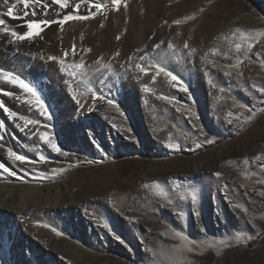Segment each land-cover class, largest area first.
I'll list each match as a JSON object with an SVG mask.
<instances>
[{
  "label": "rangeland",
  "instance_id": "rangeland-1",
  "mask_svg": "<svg viewBox=\"0 0 264 264\" xmlns=\"http://www.w3.org/2000/svg\"><path fill=\"white\" fill-rule=\"evenodd\" d=\"M99 1L106 7L92 12L91 16L97 21L80 50L67 57L49 55L64 58L66 71L57 62L52 63L47 53L34 57V62L45 64L42 69L48 68L47 64L55 70L58 68L57 88L50 78L40 77V81L32 80L31 85L48 106L52 115L50 122L58 119L61 111L58 94L62 90L74 103L71 114L74 113L77 121L71 122L75 126L87 132L100 118L105 119L113 127L112 135L121 136L122 148L115 151L108 145H100L94 150L70 145L56 123L50 139L67 155L43 143L49 151L44 161L25 155V163L14 159L9 162V168L19 172L25 183H43L44 186L61 183L59 197H55L53 188L49 203L38 201L31 209L36 212H43L45 208L81 210L88 224L99 232V245L89 249L95 252L97 249L101 257L99 264H155L159 252L166 254L168 262L165 264H264V36H256L264 32V0H121L119 10L111 0H67L69 7L65 9L50 0H42L40 5L31 7L39 17L35 22L39 23L43 21L40 17L61 15L75 8L76 3L80 4L78 10H85L86 5ZM19 4L25 16L28 15L22 0ZM44 4L49 6L43 8ZM142 7L146 11L136 12ZM132 15L133 22H129ZM236 28H240L245 37L233 36ZM249 34L256 36L258 43L252 41L254 47L245 55ZM118 35L121 38L117 39ZM111 39L121 42L105 56L102 49L113 43ZM127 41L131 43L130 55L142 50L150 53L154 62L161 61L178 74L188 92L163 74L153 82L151 69L147 75L136 72L134 65L139 63L138 58L132 60L133 63L130 61V65L125 64L127 67L120 61L131 72V77H121L118 73L121 68L113 59L118 57L120 45ZM161 41L164 44L156 48ZM237 43L241 45L240 52L236 51ZM81 61L84 62L82 71L97 74L94 86L84 92L74 88V81L67 79L66 74ZM228 71L232 72L231 76L225 74ZM0 81V101L4 106L18 116L39 117L36 119L42 122L39 125H44L46 116L42 117L38 108L29 104L35 98L17 85ZM65 81H71V87ZM145 87L149 91H144ZM8 90L13 95L7 101ZM55 90L57 92L53 93ZM129 90L143 110L132 111L129 106L119 104L120 97L131 95L127 94ZM99 93L113 99L115 105H108L106 99L93 101L94 94ZM161 96H168L171 103L160 99ZM76 100L80 101L79 105ZM0 119H4L5 126L14 123L3 108H0ZM201 130L207 135H202ZM4 145L0 142V147ZM54 168L66 171L52 172ZM216 172L222 173L219 179ZM173 179L189 184L187 189L178 190L175 201L160 202L154 209L146 208L144 217L129 223L124 221L131 196L143 184L169 183ZM206 185H209L206 191L200 188ZM193 191L198 194L200 204L207 205L205 211L192 205ZM181 193L189 198L187 205L184 204L186 207L181 203ZM3 208L7 211L0 216L2 247L12 241L14 224L9 206ZM100 209L107 211L121 226L131 228L138 243L127 242L121 234L116 236L117 240H106L103 233L107 227L97 214ZM32 224L24 225L20 236L32 235ZM38 241L58 257L65 247L52 238ZM193 241L196 242L194 251L189 252ZM4 250L6 256V246ZM179 254L183 258H179ZM30 261L27 264H33ZM12 263L17 264L14 258L7 264Z\"/></svg>",
  "mask_w": 264,
  "mask_h": 264
},
{
  "label": "bare ground",
  "instance_id": "bare-ground-1",
  "mask_svg": "<svg viewBox=\"0 0 264 264\" xmlns=\"http://www.w3.org/2000/svg\"><path fill=\"white\" fill-rule=\"evenodd\" d=\"M100 2L101 1H99V3ZM13 5L15 6L14 14H16L18 18L13 19L12 17L3 16V14L6 13V11L8 10V8L12 7ZM94 10L95 9H93L91 5H86L85 10H78L73 8L70 9V11H67L61 15H45L46 17L43 16L44 18L40 17V19H61L64 16L77 14L80 16H86L90 12L92 13ZM142 10H145L144 7H142L140 10H137L136 12L141 13ZM25 14L24 11H22L21 4H19V0H0V16H3V18L7 21V26L9 28H15V30L23 32L27 30L25 27L27 22L38 21L39 17H37V15L31 16L28 14L25 16ZM133 18L134 15L130 16L129 22H133ZM96 21L97 18L92 16L89 17L87 20H69L64 23L62 30L59 25L54 23L50 26L41 24V27L44 28V30L40 32L39 36L34 37L32 40H25L19 45H9L3 34H0V67L4 68L5 70H11L15 73H18L22 78L26 80V82H30L31 84L32 80H39L40 77L50 78L53 80V87L57 88V85H59V81L56 73H60L58 68H56L55 70L51 64H47L48 68L45 67L46 69H42L45 64L43 65V63L38 60L34 62V57L38 54L42 55L46 53L48 54V56L52 53H55L57 56L64 57L63 55L65 51L69 53L68 56H73V45H75V53H77L80 50L82 44H84L89 39L90 35L88 34V32L90 33L92 25L95 24ZM33 31H38V29H34ZM112 42L113 43L110 44V46L108 45L102 49V53H104L103 55L109 56L112 52V48L117 46L119 47V43L121 41L116 43L114 40H112ZM120 46V55L114 59L111 57V59H113L115 65L117 64L121 68L118 72L121 77H131V72L129 73L127 71L128 69L126 70L124 66L127 67V65L125 64L130 65L132 60L136 58H138L139 60V63H137L145 67H148L149 65L155 63L153 56L143 50L142 53L140 51L139 54H135L134 56L132 54L130 55L129 52L131 49V43L129 41L125 42ZM17 48H19V51L16 50ZM27 54L32 55V57L28 56ZM141 57H144V60H141ZM120 61H124V63L122 62L124 66L122 63L120 64ZM30 65H32L31 68H29ZM74 70L77 72L76 77H69L67 75V79L71 78V81H74V88L79 89L80 91L82 90L84 92L90 87L94 86L97 74L95 75L94 72L86 73V71H82L77 66L73 67V71ZM134 70L136 72L139 71V69L135 67ZM108 76L110 75L108 74ZM140 83H142L141 85H143V82ZM56 92L57 91L55 90L53 93ZM130 93L131 95L133 94L131 90L127 92V94ZM58 95L60 97L58 103L60 105L61 110L58 119L54 122L47 121L46 119L44 120V124L48 125L47 131L49 132V134H52V129L59 125L61 133L67 143L73 146H78V148L80 147L84 149L87 148L95 150V148L100 147V145H108L109 148H112V150L114 149L115 151H118L122 148V141L119 142V138L122 140L121 136L117 135L116 138L114 135H112V133L114 132L113 127L111 126L110 122L105 119L100 118L99 122L95 124V127H92L87 132L80 130L78 126H75L74 122L77 121V119L74 118V113L71 114V107L74 103L66 97L65 92H62V90L59 92ZM131 95L126 97H120L119 104L122 106H129L132 111H135L136 109L143 110V108L139 107L138 103L140 102L137 103L138 100L136 97H134L135 94H133L132 96ZM79 96L80 99L82 97V94ZM19 97H21V95ZM27 98H29V96ZM6 100H10V95H6ZM38 118L39 117H37L36 119ZM0 121L4 122V119H0ZM23 123L24 122L22 120L18 119L15 120L14 123H11L8 126H5L4 124V127L0 128V137H2V139H0V142L5 143L4 147H0V152H2L3 154L2 155L0 153V163H3L7 168H9V162L13 159L8 156L9 150L16 152L17 154H22L24 156H37L39 158L41 156L46 157V155L49 153L47 148H44V142L38 138L37 134H35L38 131H44V125H29L27 128L24 129V131L17 129V124L23 126ZM97 127H99L100 129L98 130ZM99 140H101V143L99 142ZM9 170L15 172L16 175L8 176L7 173H3V170L0 169V216L3 212L7 211L3 207L9 206L10 210L8 211L10 213L11 218L14 220L12 228L13 238L9 244H4V247L0 245V264H7L12 258H14L17 264H27L30 260L33 262V264H99V260L101 257L99 253H97V249L96 252L89 250L90 248L99 245V232L95 230V227L93 225L88 224L87 219L83 217L81 210H54L50 208H45L43 212H36V210L34 211L31 209L37 203L39 204L38 201L44 202L45 204L49 203L50 196L53 198V188H55L56 190L55 197H59L61 195L62 190L61 183H57L54 186L45 185L46 187L42 185L43 183H25L24 179H22V175L19 172L10 168ZM186 182L187 181H185V183ZM185 183L181 180L173 179L169 183L154 182L151 184H145L147 185V187H145V185L143 184L140 190H138V192L134 193L133 196H131V199L129 201L130 209L126 211L124 221L126 223H129L130 221H135V219L146 213V208L150 207L154 209L158 207V204L160 202L164 204L166 203V201L168 202L169 200L175 201L173 199L179 194L178 190H180L181 188L187 189V186L189 184H187L188 182L186 184ZM200 188H203L202 190L206 191L209 188V185L201 186ZM20 190L21 192H19ZM188 199L189 198H187L186 196H183V198L181 199V203H183V205H187ZM192 205L197 209L203 208L204 211L207 209V205H204V203L200 204L199 199L193 202ZM97 214L101 217L104 225H108L106 231L103 233L106 240H109V238H114V240H117L116 236L121 234L124 240H126L127 242H130L131 244L138 243V241L133 236L131 228L128 229L126 227L121 226L119 222L113 217H111V215L107 211L100 209L97 211ZM144 216L145 215H143L142 217ZM29 223L30 225L31 223L34 224V230L32 231H34L35 234L33 232L32 233L36 236V238L32 236L33 234L20 236L21 230L23 232V226ZM138 225L137 228L139 229L140 226ZM53 228L56 229V232L52 231ZM57 232L61 233V235H57ZM47 238H52L59 243H63V245L65 246L63 252L59 257L56 253H53V251L50 252L49 250H47L38 241V239ZM117 244L119 243L117 242ZM5 246L8 251V254L6 256H4V253H6L4 250ZM165 255V253L159 252L156 257L157 259L155 264L167 263L168 259ZM179 258H183V256L179 254Z\"/></svg>",
  "mask_w": 264,
  "mask_h": 264
},
{
  "label": "snow or ice",
  "instance_id": "snow-or-ice-1",
  "mask_svg": "<svg viewBox=\"0 0 264 264\" xmlns=\"http://www.w3.org/2000/svg\"><path fill=\"white\" fill-rule=\"evenodd\" d=\"M42 2V0H22L23 3V8L28 12L29 15L31 16H35L37 13L35 11L34 8L31 7L32 4L35 5H40ZM50 3H54L56 5H59V7L61 9H65L69 7V4L67 2V0H50ZM111 3L116 6V10H119V6L121 4V0H111ZM49 5L48 4H44L43 8H47ZM76 9H79L80 4L76 3L73 5ZM14 5L10 8H8V10L6 11V13L3 14V16H8V17H12L13 19H17L18 17L16 16V14H14ZM105 4L104 3H95L92 2V8L97 10V11H102L105 9ZM201 11H203V9H201ZM46 14V13H45ZM92 13L90 12L89 15L86 16H80V15H69V16H64L62 17L60 20H56V19H52V20H43L39 23L35 22V21H29L26 23L25 27H26V31L20 32L15 30V28H9L7 26V21L3 18V16H0V34H3V36L6 38L7 43L9 45L12 44H16L19 45L22 42H24L25 40H32L34 37H37L40 35V32L43 31V28L41 27V24L43 25H51L53 23L57 24L60 26L61 30L63 29V25L65 22L69 21V20H87L89 18V16H91ZM193 17H189V19H191ZM177 23H179V21H177ZM103 26V25H101ZM34 29H38V31H33ZM237 34H240L241 37H245V33L240 29V28H236L235 31L233 32V36H236ZM256 36H264V32H258L256 34ZM256 36H253L251 34H249L247 36V39L250 41L248 43L247 48L245 49V55H247L249 52L252 51L253 47H254V42L258 43V40H256ZM120 37L118 36L117 39H119ZM164 42L161 41L160 43H158L156 45V48H160L161 45H163ZM185 48H188V45L185 44L184 45ZM236 51L240 52L241 50V45L239 43L236 44ZM17 51H19V48L16 49ZM87 51H91V49H87ZM72 53L75 54V45H73V49H72ZM69 55V53L67 51L64 52V57H67ZM120 53L117 52L116 56H119ZM41 59H43V57H40ZM48 59L50 61L53 62H57L60 66L62 70L66 71V67H65V59L64 58H58L57 56H49ZM141 60H144V57H141ZM241 63L243 62L242 60L240 61ZM79 68H83L84 67V62L81 61V63L77 66ZM135 68L139 69L140 73H144L145 75L148 74L149 69L154 71V76H152V80L153 82L155 81L156 77H160L161 74H163L165 77L170 78V82H176L178 84L181 85V90L184 92H188V88L186 86H183V82L179 79L178 74H174V70H169L167 65L165 63H162L161 61H156L155 63L149 65L148 67L142 66L141 64H136L134 65ZM66 74L69 77H76L77 76V72L76 71H68L66 72ZM228 76L232 75L231 71H228L225 73ZM240 76L243 75V73H239ZM0 80L3 81H7L8 83L12 84V85H17L19 86V88L23 89L24 91H26L27 93H30L35 99L33 101H29V103L34 104L38 110H39V114L41 116H46L48 121L52 120V115L49 112V108L48 106L45 104L44 100L41 99V95L40 93L36 90L35 87H33L31 85L30 82H26V80L24 78H22L18 73H15L11 70H5L4 68L0 67ZM65 83L68 85V87H71V81H65ZM209 83H211V81H209ZM173 86H176V84H173ZM215 87V85H213ZM144 91H149L148 87L144 88ZM221 91H223V89H221ZM5 95H12V93L10 92H6ZM75 100V95H73L72 97ZM162 100H166L169 103H171V99L168 96H161L159 97ZM96 99H100V100H105V96L103 95V93H99L98 95L94 94L93 96V101H95ZM106 102L108 105H115V101L111 98H107ZM76 103L79 105L80 101L76 100ZM94 106V104H93ZM240 107H244V105H240ZM0 108H3V111L7 114L8 118L12 119V120H22L23 126L17 124V127L20 128L21 131H24L25 128H27L29 125H39L41 122L39 120L36 119H28L24 116H18L17 112H13L10 111L7 107L4 106L3 102L0 101ZM117 110L118 106H117ZM4 127V122L0 121V128ZM48 125L44 124V131H38L37 134L38 138L40 140H42L45 144L49 145L54 151L59 152L61 154L67 155V153L63 152V149L61 146H59L56 141L54 139H50V134L47 131ZM201 134L202 135H207L206 133H204L201 130ZM0 139H2V137H0ZM213 141H208V143H212ZM174 147V146H172ZM197 147H200L199 144H197ZM8 156L13 158L16 161H19L21 163H25L27 162V158L24 155H18L16 152H13L11 150L8 151ZM258 160L261 159V157H257ZM41 161L45 160L44 156L40 157ZM0 169L3 170V173H7L8 176H15L16 173L13 171H10L9 168L5 167V165L3 163H0ZM52 172H64L66 171L63 168H54L51 170ZM216 177L219 179L222 175V173L220 172H216L215 173ZM145 187H147V185H145ZM198 199V194L195 193L193 191L192 195H191V200L193 202L197 201ZM171 202V201H170ZM237 207H239V205H237ZM105 227H108V225H105ZM52 231L56 232V229L53 228ZM57 235H61V233L57 232ZM182 239H187V237H181ZM250 238V237H249ZM195 244L196 242L193 241V248L189 249V252L194 251L195 248Z\"/></svg>",
  "mask_w": 264,
  "mask_h": 264
}]
</instances>
